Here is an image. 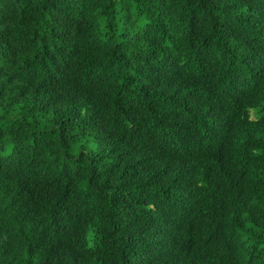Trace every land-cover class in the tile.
<instances>
[{
    "label": "trees",
    "instance_id": "16d2710c",
    "mask_svg": "<svg viewBox=\"0 0 264 264\" xmlns=\"http://www.w3.org/2000/svg\"><path fill=\"white\" fill-rule=\"evenodd\" d=\"M0 264H264V0H0Z\"/></svg>",
    "mask_w": 264,
    "mask_h": 264
}]
</instances>
